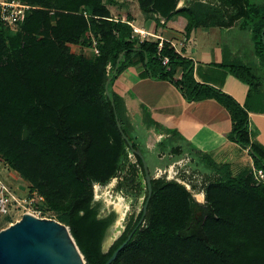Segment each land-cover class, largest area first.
Returning <instances> with one entry per match:
<instances>
[{"label":"trees","instance_id":"1","mask_svg":"<svg viewBox=\"0 0 264 264\" xmlns=\"http://www.w3.org/2000/svg\"><path fill=\"white\" fill-rule=\"evenodd\" d=\"M21 1L34 8L18 31L0 20V157L70 226L87 263L106 264L133 232L111 264H264V179L255 175L264 171V146L252 140L247 109L223 90L198 82L193 61L169 41L161 50L159 38L140 41L132 17L114 18L104 0ZM137 1L159 25L185 16L187 35L194 27L242 20L260 62L226 65L250 92L264 83V0H226L233 6L228 17L204 2L179 7L180 0ZM92 37L100 54L90 52ZM140 63L151 77L173 81L186 99L213 98L223 105L232 118L229 135L249 147L254 169L234 174L229 164L211 161L215 178L205 186L203 205L184 184L153 177L146 215L143 204L105 251L103 240L117 213L101 215L95 185L123 173L120 187H145L144 203L148 196L142 159L135 155L131 162L118 120L134 147L144 155L147 149L130 134L124 98L113 90L118 75Z\"/></svg>","mask_w":264,"mask_h":264},{"label":"crops","instance_id":"2","mask_svg":"<svg viewBox=\"0 0 264 264\" xmlns=\"http://www.w3.org/2000/svg\"><path fill=\"white\" fill-rule=\"evenodd\" d=\"M136 21L132 17L129 22L155 33L152 39L175 44L177 51L191 59L198 82L223 90L244 106L249 113L252 140L264 146V83L250 92L249 84L226 65L260 62L252 31L242 20L231 26L194 27L189 35L181 15H174L165 25H159L155 16L139 20V25ZM181 74L179 68L175 77ZM113 90L124 98L129 132L147 149L145 157L152 173L156 167L168 166L183 157L189 158L191 169L210 176H215L211 161L229 164L234 174L254 169L249 147L230 137L231 115L216 99L190 101L173 81L151 77L141 63L127 66L115 80Z\"/></svg>","mask_w":264,"mask_h":264},{"label":"rangeland","instance_id":"3","mask_svg":"<svg viewBox=\"0 0 264 264\" xmlns=\"http://www.w3.org/2000/svg\"><path fill=\"white\" fill-rule=\"evenodd\" d=\"M105 3L111 10L114 18L125 19L128 17H136V24L139 25V20L148 18L146 14L142 12L139 7L137 0H104ZM196 2H204L209 4L211 7H216L217 9L223 10L224 14L228 17L233 12V6L228 4L226 0H180L179 7L191 6ZM223 8V9H222ZM154 18V16H150ZM184 21L187 23V18L182 16ZM74 50L77 53L84 52L81 47H75ZM93 53V51H90ZM136 157L130 156L131 162L135 160ZM0 176L3 180L11 187L13 193L19 198L23 199L25 197L32 196L33 190L31 189V184L20 176L19 173L15 172L13 169L8 167V164L3 161L0 157ZM178 177V176H177ZM210 176L204 175L202 186L197 185V189L188 186L193 198L201 205L205 203V197L203 194V185L206 181L210 180ZM123 178H113L106 185L95 186V197L96 201L101 202V215H107L109 212L115 211L117 213V218L114 223L109 227L106 232L105 240L103 243V248L107 251L114 241L119 238V236L126 229L128 223L132 218H136L141 212L144 199H145V187L142 189L139 187H130L123 183L120 187V182ZM204 182V183H203ZM144 183V181H143ZM142 190V192H141ZM120 200L123 203L124 208L120 206ZM125 203V204H124ZM17 204V203H16ZM125 209V210H124ZM30 210L35 215L39 217H48L58 219V214L50 210L44 201H36L34 204L30 205L23 203L21 205L14 206L12 211L7 214L0 213V231L7 228L12 223L19 220L22 215ZM122 210L125 211V217L121 224H118L122 216ZM200 212L198 211L197 214Z\"/></svg>","mask_w":264,"mask_h":264},{"label":"water","instance_id":"4","mask_svg":"<svg viewBox=\"0 0 264 264\" xmlns=\"http://www.w3.org/2000/svg\"><path fill=\"white\" fill-rule=\"evenodd\" d=\"M179 6V5H178ZM264 41V34H263ZM122 53L115 67L118 70L123 58ZM106 82V93L110 95L109 84ZM118 127L127 141L131 152L142 159L148 196L144 203V216L151 198L153 175L144 153L135 148L128 135L124 132L121 122ZM95 197V201H96ZM128 239L113 253L106 264H111L119 251L131 239ZM106 236V235H105ZM105 240V237H104ZM103 240V243H104ZM0 264H88L68 224L56 218L39 217L31 212H25L15 223L0 231Z\"/></svg>","mask_w":264,"mask_h":264},{"label":"built area","instance_id":"5","mask_svg":"<svg viewBox=\"0 0 264 264\" xmlns=\"http://www.w3.org/2000/svg\"><path fill=\"white\" fill-rule=\"evenodd\" d=\"M34 8V6L27 4L21 0H0V20L4 24L6 28H8L12 32H16L20 29L21 24L24 22L27 12ZM130 23V22H129ZM131 24V23H130ZM132 25V24H131ZM133 27V34L138 36L140 41L152 39V37H156L155 33L141 29L135 25ZM159 50L163 47L164 40L159 38ZM93 47L92 50L96 54H100L99 41L97 38L92 37ZM175 47V44H173ZM163 63L166 64L169 61L168 57L163 58ZM129 156L135 157L133 152H130ZM136 161V158L134 162ZM154 178H165L168 180H176L182 184H184L188 189V186H194L197 189V185L202 186V181L204 175L201 172L194 171L191 169L189 165V158L183 157L175 162L169 164L165 167H156L153 171ZM255 175L259 180L264 179V171L262 169L255 170ZM178 176V177H177ZM207 176V175H206ZM210 176V175H208ZM211 179L206 181L203 185V194L205 197V186L209 181L215 178V176H210ZM116 178H123V173H120ZM100 184H96L95 186H99ZM190 190V189H189ZM32 196L25 197L23 199H19L12 191L11 187L0 178V213L7 215L12 211L14 206L18 204L21 205L23 203L34 204L36 201H44L45 198L43 195L39 194L37 191L32 192ZM17 203V204H16ZM26 212H31L30 210ZM33 213V212H31ZM34 214V213H33Z\"/></svg>","mask_w":264,"mask_h":264},{"label":"bare ground","instance_id":"6","mask_svg":"<svg viewBox=\"0 0 264 264\" xmlns=\"http://www.w3.org/2000/svg\"><path fill=\"white\" fill-rule=\"evenodd\" d=\"M125 204V203H124ZM120 206H122V209L124 208V206H123V203H122V201L120 200ZM125 210V209H124ZM124 210H122L121 212H122V216H121V218H120V221H118V224H121L122 223V221L124 220V217H125V211Z\"/></svg>","mask_w":264,"mask_h":264}]
</instances>
